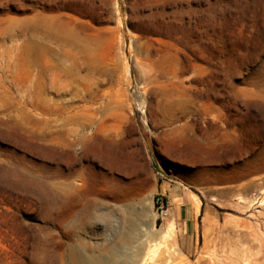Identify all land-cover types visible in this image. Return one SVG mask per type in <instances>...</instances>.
I'll list each match as a JSON object with an SVG mask.
<instances>
[{
  "label": "rangeland",
  "instance_id": "obj_1",
  "mask_svg": "<svg viewBox=\"0 0 264 264\" xmlns=\"http://www.w3.org/2000/svg\"><path fill=\"white\" fill-rule=\"evenodd\" d=\"M70 247L264 264V0H0V264Z\"/></svg>",
  "mask_w": 264,
  "mask_h": 264
},
{
  "label": "bare ground",
  "instance_id": "obj_2",
  "mask_svg": "<svg viewBox=\"0 0 264 264\" xmlns=\"http://www.w3.org/2000/svg\"><path fill=\"white\" fill-rule=\"evenodd\" d=\"M193 208L195 209V212L199 211V201L197 199L193 200ZM71 260L69 261V264H89L88 261L82 257L80 254H78V251L75 247H70L69 251H67V254Z\"/></svg>",
  "mask_w": 264,
  "mask_h": 264
},
{
  "label": "built area",
  "instance_id": "obj_3",
  "mask_svg": "<svg viewBox=\"0 0 264 264\" xmlns=\"http://www.w3.org/2000/svg\"><path fill=\"white\" fill-rule=\"evenodd\" d=\"M154 207H155V212L157 214L156 215L157 218L165 219L168 216L169 214L168 203L162 197V195H159L154 199Z\"/></svg>",
  "mask_w": 264,
  "mask_h": 264
},
{
  "label": "crops",
  "instance_id": "obj_4",
  "mask_svg": "<svg viewBox=\"0 0 264 264\" xmlns=\"http://www.w3.org/2000/svg\"><path fill=\"white\" fill-rule=\"evenodd\" d=\"M172 215H173L175 218H180V219H182L183 216H185V214H184V212L182 211V209H181V208H177V207H175V208L172 209ZM182 221H184V220H182ZM182 228H183V229L185 228V224H183ZM184 230H185V229H184Z\"/></svg>",
  "mask_w": 264,
  "mask_h": 264
}]
</instances>
